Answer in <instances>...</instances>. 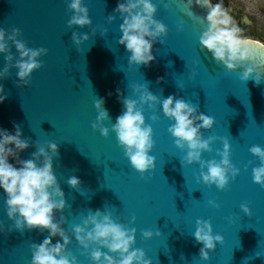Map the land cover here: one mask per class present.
Wrapping results in <instances>:
<instances>
[{
	"label": "water",
	"instance_id": "1",
	"mask_svg": "<svg viewBox=\"0 0 264 264\" xmlns=\"http://www.w3.org/2000/svg\"><path fill=\"white\" fill-rule=\"evenodd\" d=\"M119 2L84 0L92 26L69 29L72 13L66 0H0V27L8 31L18 27L29 47L49 50L41 57L44 67L33 73L29 86L17 87L15 68L8 78L0 79L7 94L0 103V128L15 134L14 124L22 126L30 147L20 153L21 159L32 158L36 141L46 149L49 143H58L59 157L54 158L53 167L69 205L63 213L67 217L64 227L72 236L69 250L80 264L93 262L80 254L83 249L74 238L73 226L82 223L89 210L103 211L105 206L118 223L137 229L134 248L143 249L153 264H264V187L253 180L252 169L260 162L250 152L254 145L264 147V56L258 54L254 64L247 62L245 66L255 67L256 72L243 81L242 69L229 71L206 49L201 50L200 36L208 27L206 8L190 6L194 14L190 16L187 0H153L158 7L156 19L167 25L168 35L161 38L163 43L153 45L156 59L150 66L129 65L130 53L118 43L123 21L114 10ZM109 15H115L116 21L109 23ZM104 28L107 35H102ZM73 31L91 38L75 45ZM246 40L258 53L264 52L262 44ZM12 52L18 57L14 46ZM4 55L0 53V71L6 64ZM255 76H261L258 85ZM145 82L161 100L169 95L184 98L215 119L213 129L202 130L204 137L228 138L232 163L240 169L226 190L209 187L202 177L197 181L200 166L184 161L186 151L176 147L168 132L173 121L164 116L162 104L157 106L155 114L160 119L155 123L151 120L154 113L145 106L147 123L154 129L155 147L150 155L157 158L155 170L144 174L147 179L132 167L114 132L105 138L92 128L98 115L97 98L106 101L111 121L105 124L111 127L124 110L120 93L138 99L134 86ZM212 147L204 159H221L216 150H223L222 141ZM9 162L16 165L13 158ZM72 175L81 180V188L66 183ZM5 200L0 188V220L7 228L13 221L7 217ZM210 200L220 207L211 206ZM243 204L252 210L251 217L242 211ZM55 215L58 220L61 213ZM198 219L211 220L214 234L224 237L208 261L199 257L203 245L192 235ZM145 230L161 235L146 240ZM48 235L39 229L0 230V264H31V245ZM59 239L53 238V243Z\"/></svg>",
	"mask_w": 264,
	"mask_h": 264
},
{
	"label": "clouds",
	"instance_id": "2",
	"mask_svg": "<svg viewBox=\"0 0 264 264\" xmlns=\"http://www.w3.org/2000/svg\"><path fill=\"white\" fill-rule=\"evenodd\" d=\"M68 11L72 13L67 22L69 29L91 27L90 10L84 0H66ZM189 15L190 6L196 5L206 8L207 29L200 36L201 50L210 52L218 64H222L229 71L243 70L242 79L247 82L256 72L255 67L245 66L251 61L253 64L257 55L264 56V52L258 53V48L251 42L241 38V29L236 26L232 17L223 8L222 3H214L213 0H187ZM169 5L165 4L167 8ZM122 19L120 31L122 36L118 43L126 47L130 53L129 65L139 66L155 61L153 45L156 42L163 43L162 37L168 35L169 29L165 23L156 19L158 7L153 0H121L115 8ZM109 23L116 21L115 15L107 16ZM183 30V21L180 24ZM108 29H103L102 35H107ZM96 32L93 30L92 36ZM23 32L18 27L10 31L0 27V53L5 54L6 64L0 71V79H6L11 75V69H18L17 87L25 88L31 83L35 71L44 67L41 57L48 55L45 47L32 48L28 42L22 39ZM88 33L81 35L72 32L71 39L75 45L89 41ZM15 47L17 55L13 54ZM163 81V78H160ZM261 76H255L258 85ZM138 99L124 97L120 93V101L123 104V112L117 116L116 122L111 127L106 126V121H111L110 113L105 107V99L97 98L95 109L96 121L92 128L108 138L115 133L120 147L124 150L126 158L132 167L137 170L142 178L149 170H155L157 158L150 155L155 147L154 129L147 123L145 111L151 109L153 123L160 117L158 105L162 104V111L173 123L168 132L175 139V145L182 152L186 151L184 161L188 165L199 164L200 174L197 181L211 187L215 185L219 190H226L231 180L240 175V169L232 163V145L226 137L216 135L204 137L202 130H211L216 123L215 119L199 110L198 105L184 98L177 99L169 95L161 100V96L149 90L148 82L134 86ZM119 92V90H118ZM111 95V93L109 94ZM7 99L4 86L0 83V103ZM15 134L0 128V188L6 194V214L13 221L11 227L5 228V223L0 220V230L13 231L39 229L49 233L41 243H33L31 264H80L78 257L69 250L72 236L64 227L67 217L63 214L69 207L65 193L61 189L58 178L54 172V158L59 157V145L56 142L48 144L47 149L35 142L36 151L31 159H21L20 153L30 147V138H23L22 126L14 124ZM220 140L223 150H216V155L221 159H204V153L213 152L212 145ZM14 145V147H12ZM250 152L259 159V166L252 169L253 180L264 187V147L254 145ZM9 158L16 160V165L9 162ZM206 169V171H205ZM66 183L73 189L81 188V180L72 175ZM211 206L219 208L215 200L208 202ZM94 212L89 210L82 223L73 226L72 232L75 240L81 246L82 256H90L93 264H153L146 252L141 248H134L136 244L137 229L124 223H118L109 210ZM242 211L249 217L252 210L247 204L241 205ZM56 212H60V218L56 219ZM135 216L132 223H135ZM144 239H152L154 235H161L145 230L142 233ZM195 241L203 247L199 250V257L208 261L211 254L216 251L217 243L223 244L224 237L214 234L211 220L198 219L195 231L192 233ZM60 239L53 243V238ZM61 240L63 241L61 243ZM106 249V251H105ZM260 257V255H256Z\"/></svg>",
	"mask_w": 264,
	"mask_h": 264
},
{
	"label": "flooded vegetation",
	"instance_id": "3",
	"mask_svg": "<svg viewBox=\"0 0 264 264\" xmlns=\"http://www.w3.org/2000/svg\"><path fill=\"white\" fill-rule=\"evenodd\" d=\"M226 11L243 39H251L264 46V0H226Z\"/></svg>",
	"mask_w": 264,
	"mask_h": 264
},
{
	"label": "trees",
	"instance_id": "4",
	"mask_svg": "<svg viewBox=\"0 0 264 264\" xmlns=\"http://www.w3.org/2000/svg\"><path fill=\"white\" fill-rule=\"evenodd\" d=\"M226 0H213L214 3H222L223 8L226 10Z\"/></svg>",
	"mask_w": 264,
	"mask_h": 264
}]
</instances>
